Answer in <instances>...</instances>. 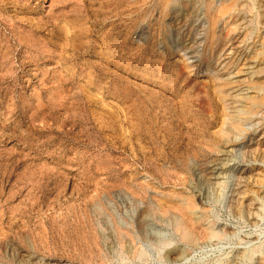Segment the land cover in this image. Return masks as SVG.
I'll list each match as a JSON object with an SVG mask.
<instances>
[{"label": "rangeland", "instance_id": "obj_1", "mask_svg": "<svg viewBox=\"0 0 264 264\" xmlns=\"http://www.w3.org/2000/svg\"><path fill=\"white\" fill-rule=\"evenodd\" d=\"M195 2L0 0V264H264V0Z\"/></svg>", "mask_w": 264, "mask_h": 264}, {"label": "bare ground", "instance_id": "obj_2", "mask_svg": "<svg viewBox=\"0 0 264 264\" xmlns=\"http://www.w3.org/2000/svg\"><path fill=\"white\" fill-rule=\"evenodd\" d=\"M186 1H187V0H186ZM195 1H196V0H195ZM195 1L193 0V3H194ZM236 1H237V0H236ZM129 3H130V2H129ZM129 3H128V4H129ZM195 3H197V2H195ZM144 4H145V3H144ZM165 4H166V2H165ZM178 4H179V2H178ZM187 4H188V3H187ZM181 5H182V4H181ZM232 5H233V4H232ZM176 6H177V5H176ZM185 6H186V5H185ZM234 6H235V5H234ZM165 7H166V6H165ZM125 8H126V7H125ZM188 8H189V7H188ZM188 8H186V9H188ZM191 8H192V7H191ZM192 9H193V8H192ZM190 10H191V9H190ZM225 10H226V9H225ZM116 11H117V10H116ZM162 12H163V11H162ZM98 13H99V12H98ZM98 13H96V14H98ZM190 13H191V12H190ZM128 15H130V14H128ZM172 15H173V14H172ZM177 15H179V13H178ZM190 15H191V14H190ZM187 16H188V15H187ZM128 17H129V16H128ZM161 17H162V16H161ZM166 17H167V16H166ZM173 17H174V16H173ZM174 18H175V17H174ZM176 20H177V19H176ZM185 20H186V19H185ZM98 21H99V19H98ZM103 21H104V20H103ZM134 21H135V20H134ZM256 21H257V20H256ZM175 22H178V21H175ZM181 22H182V21H181ZM213 22H214V21H213ZM186 23H187V22H186ZM192 24H193V23H192ZM185 25H186V24H185ZM185 25H184V26H185ZM99 26H100V25H99ZM99 26H98V27H99ZM176 26H177V24H176ZM184 26H183V27H184ZM186 26H187V25H186ZM91 27H92V26H91ZM180 28H181V27H180ZM173 29H175V28H173ZM189 29H191V28H189ZM95 31H96V30H95ZM174 31H175V30H174ZM178 31H179V30H178ZM189 31H190V30H189ZM251 31H252V30H251ZM253 32H254V31H253ZM180 33H181V32H180ZM185 33H186V32H185ZM189 33H190V32H189ZM235 33H236V32H235ZM235 33H233V35H235ZM186 34H188V33H186ZM186 34H185V35H186ZM187 36H188V35H187ZM229 36H230V35H229ZM81 37H82V36H81ZM175 37H176V36H175ZM231 38H232V35H231ZM245 38H246V37H245ZM186 40H187V39H186ZM193 40H194V39H193ZM215 41H216V40H215ZM185 42H187V41H185ZM173 43H174V42H173ZM184 44H185V43H184ZM224 45H225V44H224ZM214 46H215V45H214ZM221 46H222V45H221ZM191 47H193V45H192ZM190 49H191V48H190ZM261 54H262V53H261ZM255 56H256V55H255ZM258 63H259V62H258ZM257 66H258V65H257ZM257 69H258V68H257ZM259 89H260V88H259ZM160 91H161V90H160ZM259 92H260V91H259ZM157 94H158V93H157ZM257 94H258V93H257ZM263 94H264V93H263ZM148 98H149V99H148ZM148 98H146V97L144 98V97H143L142 99H143V100H146V99L150 100V99H152V97H148ZM156 98H157V97H156ZM156 98H154V99H156ZM154 99H153V100H154ZM158 99H159V98H158ZM158 99H157V100H158ZM157 100H156V101H157ZM150 101H151V100H150ZM159 101H160V100H159ZM140 102H141V101H140ZM144 102H145V101H144ZM173 102H174V101H173ZM173 102H172V103H173ZM263 102H264V101H263ZM146 104H147V103H146ZM150 104H151V103H150ZM152 104L154 105V103H152ZM158 104H159V103H158ZM158 104H156L157 107H158ZM147 105H148V104H147ZM175 105H176V103H175ZM149 106H150V105H149ZM145 107H146V106H145ZM152 107H153V106H152ZM168 107H170V106H168ZM174 108H175V107H174ZM175 109H176V108H175ZM214 109H215V108H214ZM169 110H171V109H169ZM173 110H174V109H173ZM212 110H213V109H212ZM156 111H157V110H156ZM167 111H168V110H167ZM174 111H175V110H174ZM174 111H173V112H174ZM215 111H216V110H215ZM238 112H240V111H238ZM149 113H150V112H149ZM149 113H148V115H149ZM155 113H157V112H155ZM166 113H167V112H166ZM214 113H215V112H214ZM157 114H158V113H157ZM159 114H160V113H159ZM170 114H171V113H170ZM239 114H240V113H239ZM241 114H242V112H241ZM167 115L169 116V114H167ZM173 115H174V114H173ZM152 116H153V115H152ZM155 116H156V115H155ZM159 116H160V115H159ZM150 117H151V116H150ZM156 117H157V116H156ZM213 117H214V115H213ZM171 118H172V117H171ZM201 118H202V116H201ZM214 118H215V117H214ZM216 118H217V117H216ZM148 119H151V118H148ZM152 119H153V118H152ZM159 119H160V117H159ZM173 119H174V118H173ZM233 119H234V118H233ZM145 120H146V119H145ZM170 120H171V119H170ZM146 121H147V120H146ZM151 121H152V120H151ZM166 121H167L166 123H168V119H167ZM173 121H174V120H173ZM209 121H210V120H209ZM159 122H160V121H159ZM212 122H214V121L212 120ZM151 123H152V122H151ZM161 123H162V122H161ZM171 123H172V122H171ZM171 123H170V124H171ZM203 123H204V122H203ZM237 123H239V121H238ZM148 124H149V123H148ZM153 124H154V123H153ZM176 124H178V123H176ZM211 124H212V123H211ZM214 124H215V123H214ZM151 125H152V124H151ZM161 125H162V124H161ZM167 125H168V124H167ZM163 126H165V125H163ZM171 126H173V125H171ZM140 127H141V126H140ZM152 127H153V126H152ZM159 127H160V126H158V128H159ZM153 128H154V127H153ZM170 128H171V127H170ZM150 129H151V128H150ZM163 129H164V128H163ZM163 129H161V130H163ZM165 129H169V128H166V127H165ZM163 131H164V130H163ZM171 131H172V130H171ZM205 131H206V130H205ZM156 132L158 133L157 130H156ZM156 132H155V133H156ZM166 132H167V131H166ZM176 132H177V130H176ZM157 133H156V134H157ZM160 133H161V132H160ZM163 133H164V132H163ZM196 133H197V132H196ZM167 134H169V132H167ZM167 134H166V135H167ZM173 134H174V132H173ZM154 135H155V134H154ZM159 135H160V134H159ZM159 135H158V136H159ZM170 135H172V132H171ZM146 136H147V135H146ZM156 136H157V135H156ZM161 136H162V133H161ZM159 137H160V136H159ZM163 137H164V136H163ZM167 137H169V135H168ZM175 137H176V136H175ZM180 137H181V136H180ZM209 137H210V136H209ZM149 138H150V137H149ZM149 138H148V139H149ZM155 138H156V137H155ZM170 138H171V137H170ZM173 138H174V136H173ZM211 138H212V137H211ZM171 139H172V138H171ZM174 139H175V138H174ZM162 140H163V139H162ZM162 140H161V142H162ZM218 140H219V139H218ZM152 142H153V141H152ZM159 142H160V141H159ZM170 142H171V141H170ZM149 143H150V140H149ZM164 143H165V142H164ZM172 143H173V142H172ZM168 145H169V144H168ZM189 145H190V144H189ZM191 145H192V144H191ZM171 146H172V145H171ZM197 146H198V145H197ZM165 147H166V146H165ZM173 147H174V146H173ZM176 147H177V145H176ZM162 149H163V148H162ZM164 149H165V148H164ZM166 150H167V149H166ZM176 150H177V149H176ZM179 151H180V150H179ZM181 152H182V151H181ZM163 153H164V152H163ZM177 154H178V153H177ZM159 156H161V155H159ZM203 166H204V165H203ZM203 166H202V167H203ZM205 166H206V165H205ZM189 167H190V166H189ZM208 167H209V165H208ZM194 168H195V167H194ZM194 170H195V169H194ZM208 170H209V169H208ZM208 170H207V171H208ZM207 171H206V172H207ZM209 172H210V171H209ZM197 175H198V174H197ZM189 179H191V178H189ZM196 179H197V178H196ZM191 183H192V182H191ZM210 185H211V184H210ZM203 187H204V186H203ZM194 188H195V187H194ZM162 204H163V203H162ZM166 205H167V204H166ZM144 213H145V212H144ZM146 213H147V212H146ZM146 213H145V214H146ZM140 215H141V214H140ZM135 218H136V217H135ZM145 218H147V217H145ZM145 218H144V219H145ZM145 220H146V219H145ZM139 221H140V220H139ZM161 222H163L162 219H161ZM167 222H168V221H164L163 223H167ZM170 222H171V221H170ZM139 223H141V222H139ZM151 224H152V222H151ZM168 224H170V223H168ZM163 225H164V224H163ZM178 225H180V224H178ZM176 226H177V223H176ZM148 227H149V224H148ZM166 227H167V226H166ZM179 227H180V226H179ZM167 228H169V227H167ZM161 229H162V228H161ZM163 230H165V229H163ZM163 230H162V231H163ZM138 231H139V230H138ZM145 231H147V230H145ZM141 232H142V231H141ZM148 232H149V231H148ZM148 232H147V233H148ZM151 232H152V231H151ZM151 232H150V233H151ZM153 232H154V231H153ZM157 232H159V231H157ZM138 233H139V232H138ZM143 233H144V228H143ZM145 233H146V232H145ZM155 233H156V232H155ZM139 234H141V233H139ZM163 234L166 235V232L163 233ZM188 234H189V233H188ZM142 235H144L145 237L147 236L146 234H142ZM142 235H140V236H142ZM151 235H152V234H151ZM157 235H158V234H157ZM144 236H143V239L145 240ZM154 236H156V235H154ZM148 237H149V236H148ZM150 237H151V236H150ZM157 237H160V240H161V236H160V234H159V236H157ZM162 237H163V236H162ZM146 238H147V237H146ZM155 238H156V237H155ZM155 238H154V239H155ZM164 238H166V237L164 236ZM169 238H170V237H169ZM185 238H186V237H185ZM147 239H148V238H147ZM152 239H153V238H152ZM162 239H163V238H162ZM188 239H189V238H188ZM141 240H142V239H141ZM148 240H149V239H148ZM158 240H159V239H158ZM160 240H159V241H160ZM167 240H168V239H167ZM122 241H123V240H122ZM154 241H155V240H154ZM145 242H151V241H147V240H146ZM157 242H158V241L156 240V243H157ZM122 243H123V242H122ZM124 243H126V242H124ZM151 243L153 244V243H155V242H151ZM126 245H128V244L126 243ZM126 245H125V246H126ZM141 245H142V244H141ZM158 245H160V244L158 243ZM158 245H157V247H158ZM129 246H130V245H129ZM127 247H128V246H127ZM130 247H131V246H130ZM130 247H129V248H130ZM178 247H179V246H178ZM180 247H181V246H180ZM175 248H176V247H175ZM172 249H173V248H172ZM178 249H179V248H178ZM124 250H125V248H124ZM128 250H129V249H128ZM255 250H256V249H255ZM255 250H254V252H255ZM120 251H121V250H120ZM126 251H127V250H126ZM130 251H131V250H130ZM174 251H175V250H174ZM174 251H172V252H174ZM252 251H253V250H252ZM123 252H124V251H123ZM169 252H170V251H169ZM179 252H180V250H179ZM246 252H247V251H246ZM254 252H253V253L250 252V253H251V254H254ZM129 253H130V252H129ZM181 253H182V252H181ZM181 253H179V254H181ZM250 253H249V254H250ZM260 253H261V252H260ZM179 254H178V255H179ZM243 254H244V253H243ZM175 256H176V254H175ZM166 257H167V256H166ZM241 257H242V256H241ZM241 257H240V258H241ZM250 257H251V256H250ZM252 257H253V256H252ZM240 258H239V259H240ZM244 258H245V257H244ZM263 258H264V257L262 256V259H263ZM251 259H252V258H251ZM262 259H261V260H262ZM167 260H168V258H167ZM171 260H172V259H171ZM241 260H242V259H241ZM243 260H244V259H243ZM247 262H248V261H247ZM249 262H250V261H249ZM261 263H262V261H261Z\"/></svg>", "mask_w": 264, "mask_h": 264}]
</instances>
